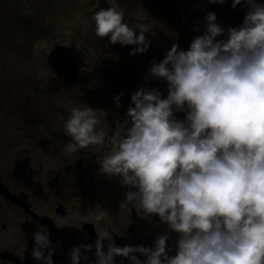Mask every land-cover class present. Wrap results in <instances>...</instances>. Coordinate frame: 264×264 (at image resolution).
<instances>
[{
	"label": "clouds",
	"instance_id": "9594fccd",
	"mask_svg": "<svg viewBox=\"0 0 264 264\" xmlns=\"http://www.w3.org/2000/svg\"><path fill=\"white\" fill-rule=\"evenodd\" d=\"M242 2L247 14L240 26L227 29L226 39H218L225 29L208 12L203 34L187 50L174 42L161 61H151L144 79H164L167 96L140 86L111 135L97 130L92 106L70 109L64 151L72 154L107 139L110 148L97 158L98 173L118 177L129 189L120 208H134L150 222L157 215L167 225L155 247H119L105 229L94 244L70 248V264H87L93 248L95 264H115L117 256L131 264H264V4L232 0V7ZM93 20L96 36L108 44L135 45L133 56L148 51L147 25L125 23L114 3ZM122 96L115 97L117 107ZM106 216L97 204L84 219ZM170 232L178 234L175 255L168 251ZM32 235V258L54 264L47 225Z\"/></svg>",
	"mask_w": 264,
	"mask_h": 264
},
{
	"label": "rangeland",
	"instance_id": "374dc122",
	"mask_svg": "<svg viewBox=\"0 0 264 264\" xmlns=\"http://www.w3.org/2000/svg\"><path fill=\"white\" fill-rule=\"evenodd\" d=\"M121 2L127 9L125 23L147 25L151 43L146 53L129 55L135 45H111L96 36L94 14L113 3L119 10L118 0H0V168L37 174L66 168L60 171L71 180L84 172L82 178L92 185L91 200L116 203L118 209L127 188L118 177L99 174L96 162L110 148L107 139L104 145L72 154L64 151L70 138L63 125L70 109L92 106L100 120L97 130L111 135L116 122L126 118L131 95L140 86L167 96L164 79H144L152 60L161 61L174 42L187 50L192 39L203 34L208 12H215L216 23L225 29L218 39H226L227 29L240 26L248 11L243 2L233 8L232 0ZM121 93L122 107H117L115 97ZM175 115L185 118L182 112ZM161 226L153 218L147 220V241L154 247L156 237L167 230ZM177 239L178 234L170 232L168 247H176Z\"/></svg>",
	"mask_w": 264,
	"mask_h": 264
},
{
	"label": "flooded vegetation",
	"instance_id": "af4514ba",
	"mask_svg": "<svg viewBox=\"0 0 264 264\" xmlns=\"http://www.w3.org/2000/svg\"><path fill=\"white\" fill-rule=\"evenodd\" d=\"M54 168L53 172L41 171L39 174L33 173L32 169L0 168V264H38L31 256L32 234L38 230V225H47L51 233L50 240L56 248L54 264H70L68 250L81 244H94L98 234L105 229L119 247H154L147 241V220L138 216L134 208L118 209L116 203L105 202L101 205L107 211L103 220L84 219L98 204L91 200L92 185L82 178L84 172L71 180L60 171L66 168ZM152 218L158 226H166L160 223L157 215ZM170 246L169 255H175L176 247ZM87 255V264H95V249ZM137 255L142 261L146 259ZM121 262L131 264L117 256L115 264ZM81 264L85 262L82 260Z\"/></svg>",
	"mask_w": 264,
	"mask_h": 264
},
{
	"label": "trees",
	"instance_id": "16d2710c",
	"mask_svg": "<svg viewBox=\"0 0 264 264\" xmlns=\"http://www.w3.org/2000/svg\"><path fill=\"white\" fill-rule=\"evenodd\" d=\"M119 1V10L120 11H123V13H126V11H127V9L125 8H122V2H121V0H118Z\"/></svg>",
	"mask_w": 264,
	"mask_h": 264
},
{
	"label": "water",
	"instance_id": "95a60500",
	"mask_svg": "<svg viewBox=\"0 0 264 264\" xmlns=\"http://www.w3.org/2000/svg\"><path fill=\"white\" fill-rule=\"evenodd\" d=\"M127 190H129L128 188H127ZM132 190H135V189H132ZM156 216V215H155Z\"/></svg>",
	"mask_w": 264,
	"mask_h": 264
}]
</instances>
